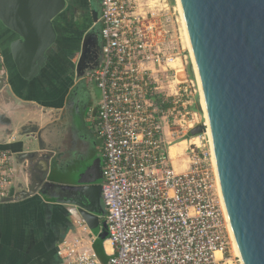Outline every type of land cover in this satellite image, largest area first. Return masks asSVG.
Here are the masks:
<instances>
[{
    "label": "built area",
    "instance_id": "built-area-1",
    "mask_svg": "<svg viewBox=\"0 0 264 264\" xmlns=\"http://www.w3.org/2000/svg\"><path fill=\"white\" fill-rule=\"evenodd\" d=\"M100 4L101 60L89 77L99 91L94 122L102 142L108 259L99 261L82 223L86 235L64 241L58 258L68 264H241L230 253L234 241L206 118L194 109L200 89L177 0ZM2 65L0 48V76ZM197 125L205 131L189 137ZM181 141L184 170L169 154ZM14 177L11 154L0 145V204L11 197Z\"/></svg>",
    "mask_w": 264,
    "mask_h": 264
},
{
    "label": "water",
    "instance_id": "water-1",
    "mask_svg": "<svg viewBox=\"0 0 264 264\" xmlns=\"http://www.w3.org/2000/svg\"><path fill=\"white\" fill-rule=\"evenodd\" d=\"M178 1L200 78L232 238L242 264H264V0ZM70 5V0H0V28L8 60L15 79L27 87L35 89L44 81L58 78L62 63L52 56L56 39L53 22L68 13ZM97 20L95 16L94 22ZM90 35L97 36L94 28L83 37L82 55L75 66L77 80L86 76L79 67ZM11 78L8 73L0 76V96L11 95ZM73 94L72 90L65 96L63 108V116L71 119L75 111L70 110L76 107L69 106ZM205 129L197 125L189 131V137L199 136ZM29 132L26 140L37 141V129ZM32 145L28 144V149ZM24 147V142L19 143L17 159L38 155L33 150L23 151ZM100 156L86 165L73 166L68 173H59L56 178L61 182L47 180V170L27 190L4 200L6 203L34 195L52 199L57 212L69 223L55 245L56 255L68 232L79 237L74 225L81 223L94 238L93 247L104 250L108 233L103 219ZM14 159L11 154L12 163ZM68 262L59 259V264Z\"/></svg>",
    "mask_w": 264,
    "mask_h": 264
},
{
    "label": "crops",
    "instance_id": "crops-1",
    "mask_svg": "<svg viewBox=\"0 0 264 264\" xmlns=\"http://www.w3.org/2000/svg\"><path fill=\"white\" fill-rule=\"evenodd\" d=\"M13 74V70L10 74L8 72L14 85L9 86L11 95L0 96V143L2 148L15 158L13 162L15 177L11 197L27 190L47 170V180L61 182L56 178L59 173H68L75 164H80V161L76 160L77 150L63 151L61 142L57 143L55 138V133L58 134L60 141L64 135L70 136V128L64 129L57 120V113H62L66 97H63L64 101L60 97L61 94L47 98L52 106L45 109L33 96L39 85L35 86V89L27 87L15 79ZM34 128L37 129L38 140L34 142L26 140V137L31 135L29 131ZM53 138L55 141H52ZM78 140L81 142L79 138ZM21 142L26 144L23 151L33 150L38 155L32 159H17L16 154ZM30 143L33 145L28 149L27 145ZM96 155H99V152H95L94 156L91 154L92 158L87 160L90 162ZM66 222L57 212L51 198L34 195L0 204V264H59L55 245L64 231L69 228ZM74 226L78 236L83 237L82 225ZM64 238L69 242L74 237L68 232ZM104 254L106 255L104 262H106L108 254L105 252Z\"/></svg>",
    "mask_w": 264,
    "mask_h": 264
},
{
    "label": "flooded vegetation",
    "instance_id": "flooded-vegetation-1",
    "mask_svg": "<svg viewBox=\"0 0 264 264\" xmlns=\"http://www.w3.org/2000/svg\"><path fill=\"white\" fill-rule=\"evenodd\" d=\"M70 2L71 5L68 13L66 12L63 16L57 17L53 22L56 39L52 49V56L54 58L58 57L62 63L59 76L55 82H42L39 88L34 91L33 96L42 105H48L50 100L47 98L60 94L61 96L64 94L63 97H65L69 91H74L72 104H69L70 107L72 105L76 106L74 110H70L72 112L75 111L74 118L71 119L70 116L61 117L59 125L65 124L66 128L64 129H67L68 125H71L76 134L75 136L81 140L79 150L75 152L77 155L76 160L80 161V164L78 163L77 165L82 166L86 165L85 162L92 158L91 154L94 156L95 152H99L101 155V146L98 147V144L101 145L102 142L97 135L94 122L99 91L89 77L93 71L91 73L88 71L97 65L99 66L101 60L100 26L97 24L101 14V4L100 0H70ZM95 16L98 19L97 22H94ZM92 28H94V33L97 36H89L84 60L79 67L81 72L83 71L86 76L77 80L75 78V66L82 55L81 45L83 37ZM4 38V32L0 28V48L3 56L2 66L3 72L7 74L13 70V67L8 62ZM62 119L65 120L63 121Z\"/></svg>",
    "mask_w": 264,
    "mask_h": 264
},
{
    "label": "rangeland",
    "instance_id": "rangeland-1",
    "mask_svg": "<svg viewBox=\"0 0 264 264\" xmlns=\"http://www.w3.org/2000/svg\"><path fill=\"white\" fill-rule=\"evenodd\" d=\"M188 74H189V70H188ZM4 75V74H3ZM6 75V74H5ZM190 75V74H189ZM63 96H64V94L62 95V96H60L61 97V99H62V101H63ZM198 106H197V109H198V111L201 113L202 112V109H201V107H200V105H199V100H200V95H199V97H198ZM197 104V103H196ZM40 106L41 107H43V108H45V109H48V108H50L52 105H42V104H40ZM62 113L61 114H59V113H57V120H58V124H60L61 123V118H58V116H61V117H64L63 116V111H61ZM204 114V113H203ZM63 121L65 120V119H62ZM67 123V122H66ZM63 128H66L65 127V124L62 126ZM70 128V136H65L64 135V137L62 138V140L60 141V139L58 138V134L57 133H55V138H56V140H57V143H59V142H61V148H62V150L63 151H65V150H69V152H73V151H76V150H79V147H80V142H79V140H78V138H77V136H75L76 134L75 133H73L74 131H73V128H72V126L70 125H68V128L67 129H69ZM208 129V128H207ZM189 135V134H188ZM188 135L186 136V138L188 137ZM55 138H53V141H55L54 139ZM50 140H51V138H50ZM99 142V141H98ZM98 146H100V144H98ZM185 148H186V145H185ZM185 148H184V150H185ZM184 150H183V152H184ZM99 155H100V153H99ZM98 155V156H99ZM101 157V156H100ZM180 161V162H179ZM179 163L180 164H182V166L185 168L186 167V161H185V154H183L181 157H180V160H178L176 163L174 162V165H175V168H178L179 167ZM185 165V166H184ZM78 226H79V224H77ZM230 253L232 254V255H235L234 254V250L232 249L231 251H230ZM98 257V256H97ZM99 259V258H98ZM101 263H105L104 261H102L101 259L99 260Z\"/></svg>",
    "mask_w": 264,
    "mask_h": 264
},
{
    "label": "bare ground",
    "instance_id": "bare-ground-1",
    "mask_svg": "<svg viewBox=\"0 0 264 264\" xmlns=\"http://www.w3.org/2000/svg\"><path fill=\"white\" fill-rule=\"evenodd\" d=\"M177 4H178V9L179 11L181 12V8H180V4H179V1L177 0ZM185 31V40H186V43H187V46L189 47L190 49V44H189V41H188V36H187V33H186V30ZM191 51V49H190ZM193 67H194V73H195V77L198 81V85H199V89H200V100H199V105L205 115V126L207 129V133L210 135V130H209V123H208V118H207V111H206V106H205V100H204V96H203V92H202V88H201V84H200V78H199V74H198V71H197V68H196V65H195V62L193 60ZM195 142H197L196 140H194ZM185 145L186 143L184 141H181L180 143H177L173 146L170 147L169 149V154L171 156V158L174 160V162L176 163L178 160H180L179 158L183 155V150L185 148ZM175 166V165H174ZM185 166V165H184ZM186 168V167H185ZM181 170H184V167L181 166ZM86 231L88 232V234L90 235L89 231L86 229ZM84 234L86 235V233L84 232ZM109 243H105V247H106V250L109 252V248H108V245ZM233 250H234V254L236 256L239 257V254H238V251L236 249V245L233 244ZM242 264V263H241Z\"/></svg>",
    "mask_w": 264,
    "mask_h": 264
},
{
    "label": "trees",
    "instance_id": "trees-1",
    "mask_svg": "<svg viewBox=\"0 0 264 264\" xmlns=\"http://www.w3.org/2000/svg\"><path fill=\"white\" fill-rule=\"evenodd\" d=\"M189 74H190V72H189ZM48 105H50V104H48ZM94 251L96 252L99 259H101L102 261H104L106 259V255L104 254L103 250H100L99 248H95Z\"/></svg>",
    "mask_w": 264,
    "mask_h": 264
}]
</instances>
